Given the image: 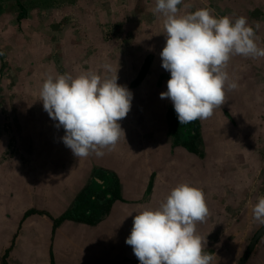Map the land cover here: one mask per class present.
<instances>
[{"label": "rangeland", "instance_id": "obj_1", "mask_svg": "<svg viewBox=\"0 0 264 264\" xmlns=\"http://www.w3.org/2000/svg\"><path fill=\"white\" fill-rule=\"evenodd\" d=\"M154 7L155 0H0V264L3 257L6 264H139L126 244L132 215L142 207L158 208L178 184L203 174L197 156L171 145L168 135L165 109L173 104L160 98L170 79L160 56L166 34L164 17L154 14ZM177 7L178 15L208 7L218 17L244 16L264 48V0H182ZM148 56L144 75L132 85ZM104 64L118 70L117 83L132 93L130 111L118 121L125 138L115 150L104 149L103 157L77 158L63 143V127L44 111L40 90L48 74L114 75ZM227 71L237 88L225 89L217 136L206 129L218 115L200 120V137L214 145L201 157L206 165L222 156L237 161L238 170L243 164L246 182L250 179L254 190L258 184L255 191L264 196V57L233 55ZM227 165L229 175L241 174ZM97 168L123 176L122 201L111 203L93 225L58 221ZM64 171L68 182L49 183ZM66 184L71 188L60 191ZM254 190L245 188L243 194ZM30 209L34 212L25 215ZM247 226L205 247L214 257L211 264H239L261 225L250 231ZM260 259L264 235L245 264Z\"/></svg>", "mask_w": 264, "mask_h": 264}, {"label": "clouds", "instance_id": "obj_2", "mask_svg": "<svg viewBox=\"0 0 264 264\" xmlns=\"http://www.w3.org/2000/svg\"><path fill=\"white\" fill-rule=\"evenodd\" d=\"M182 0H155L154 14L164 17L166 44L160 53L162 67L170 72L167 91L160 98L171 100L179 124L210 118L225 103V89L237 84L227 71L233 55L264 57V48L244 16L233 20L218 17L208 7L178 15ZM3 53H0L2 55ZM114 75L102 77L95 71L48 74L40 90L43 109L56 127H63V143L77 158L115 150L125 132L118 121L130 111L132 93L117 83ZM101 182V181H98ZM254 219L264 226V196L252 209ZM209 213L205 197L197 187L178 184L158 208H142L133 218L126 244L140 264H211L214 257L204 251L206 238L197 233Z\"/></svg>", "mask_w": 264, "mask_h": 264}, {"label": "crops", "instance_id": "obj_3", "mask_svg": "<svg viewBox=\"0 0 264 264\" xmlns=\"http://www.w3.org/2000/svg\"><path fill=\"white\" fill-rule=\"evenodd\" d=\"M236 162L237 161H226V164H223V161H212L211 165L210 163L208 165L205 164L203 168V174L201 176H198V178L193 176V178L190 179V185L202 190L206 205L209 209L206 220L203 223H197L196 225L197 233L200 236L206 238V246H212L213 241L215 240V242L218 244L219 241L227 237V233L230 230H233L232 235H236L237 230L239 231L240 229H244L245 222L248 224V231L256 228V225H258V221H256L253 217L252 209L257 203V198L261 195H259L256 191L251 196L243 194L245 188L252 189L253 183L250 179H248L246 182L243 172L244 165H240L242 170H238L239 166ZM226 165L233 172L242 171L241 174L229 175V171L225 167ZM215 172L217 174L216 176L214 175ZM68 181L67 173L64 171L59 173L53 179L50 178L49 183L55 182L61 184ZM256 186L259 185L256 184ZM70 188H67L66 184L60 188V191L69 190ZM36 191L41 192L38 189H36ZM123 192H125L124 189ZM141 210L142 209H140V211ZM42 211L44 212L45 210L43 209ZM131 211L130 213L132 214ZM135 215L136 214H133L131 218L132 226ZM249 220H253V224H255V226H250V222H248ZM247 230L245 231L248 232ZM257 264H264V260L262 261L260 259Z\"/></svg>", "mask_w": 264, "mask_h": 264}, {"label": "trees", "instance_id": "obj_4", "mask_svg": "<svg viewBox=\"0 0 264 264\" xmlns=\"http://www.w3.org/2000/svg\"><path fill=\"white\" fill-rule=\"evenodd\" d=\"M17 2H19V0H17ZM150 59V56L147 57V59L145 60L144 64L142 65L139 74L137 75V77L135 78V80H133V82L131 83L132 85H136L138 84V82L141 80L142 76L144 75L145 71H146V64L148 63ZM167 123L169 125V127L171 128V133L172 135L175 137V139H180L181 144L185 146V143L190 142L191 138L193 137V134L196 132V126L191 122V123H187V124H179L178 119H177V115L175 113V110L172 107H168L167 108V112H166V116H165ZM195 131V132H194ZM186 147V146H185ZM97 173H99V171H101L100 173L102 175H107L106 171L105 173L103 172V170H99L98 168L96 169ZM100 178H102L99 175ZM110 178V182H109V186H105L104 188H102L98 182V178L96 177L95 179H91L90 181V186L83 188L79 194L77 195V197L74 200L73 206L68 210V212H65L58 221L63 220V219H72L74 221H84L85 223H89L87 222V220L85 219V215H91L93 216L95 214L96 211H94L92 209H88L84 211V209H82V207H84V205L89 203V195L92 193V191H98L100 193L101 198H103L104 202L106 201L105 205V213L108 209V206L110 205V203L113 201H122V197H120V187H119V182L116 179L115 176ZM110 187V188H109ZM91 190V191H90ZM148 192V191H147ZM103 196V197H102ZM102 200V201H103ZM32 212H34V210L30 209L26 212L25 215L31 214ZM80 212V216L82 217H78L75 216L76 214H78ZM58 221H54L53 222V226L55 227L59 222ZM94 222H90L89 224H92ZM4 256H6V252L4 254ZM3 257L1 260V264H6L4 261Z\"/></svg>", "mask_w": 264, "mask_h": 264}, {"label": "flooded vegetation", "instance_id": "obj_5", "mask_svg": "<svg viewBox=\"0 0 264 264\" xmlns=\"http://www.w3.org/2000/svg\"><path fill=\"white\" fill-rule=\"evenodd\" d=\"M162 78H163V76H162ZM227 102H226V100H225V103L224 104H226ZM169 107H172L173 109H174V107L173 106H169ZM220 111H222V106H221V108H217V109H215V114L216 115H218L219 116V119H218V121H216L213 125L212 124H208L209 122H205V124H208V126H207V129H206V134H208V135H211V134H209V132L210 133H212V136H217L218 134H219V132H220V127H221V121L223 120V118H222V115H221V113H220ZM166 112H167V108L165 109V116H166ZM217 117V116H216ZM210 118H212V117H210ZM165 121H166V125H167V129H168V135L169 136H171V138H172V142H171V145H178L180 148H182L186 153H188V154H191L192 156H197V159H198V162L196 161V163H198L200 166H203V165H205L206 164V162H205V158H202L201 157V152H204V154L205 153H208V152H211V143H210V145L207 143V141L205 142V141H203V139L200 137V134H201V132H200V129H201V126H200V120H196V121H193L192 123L196 126V132L193 134V137L191 138V141L190 142H187V143H185V146H184V144L182 145L181 144V140L179 139H175V137L172 135V133H171V128L169 127V125H168V123H167V120H166V118H165ZM0 131H2V129L0 128ZM214 147V145L212 146V148ZM210 150V151H209ZM215 150L213 149L212 150V152H214ZM219 154H220V152L218 151V153H217V157L219 156ZM223 157V156H222ZM222 157H220V158H216V159H211V161H210V165H211V162L212 161H223V162H225L226 163V159L225 158H222ZM192 160V159H191ZM192 161H195V160H192ZM209 165V166H210ZM209 166H208V168H209ZM262 170H263V173H264V165H263V167H262ZM105 171L106 170H103V172L105 173ZM101 171H99V173H97V170L96 169H94L93 170V173H92V176L90 177L91 179H95L96 177L98 178V181H101V182H99V184H100V186L102 187V188H104L106 185L107 186H109V182H110V178H109V176H111V177H113V176H115L116 177V179L118 180V182H119V187H120V197H122V190H121V188H122V185H123V183H122V180H120V178H122L121 176H120V178H119V176L117 175V174H114L113 172H109V171H106V173H107V175L105 176V175H102L101 173H100ZM99 175L102 177V178H100L99 177ZM214 175L216 176L217 174H216V172L214 173ZM152 177H153V174L151 175V177H150V181L148 182V184H147V190L146 191H148L149 189H150V185H151V180H152ZM90 179V180H91ZM90 186V182L88 183V187ZM258 187L259 186H256V189H258ZM110 188V187H109ZM255 189V190H256ZM251 190H254L253 188L251 189ZM254 190V191H255ZM91 191V190H90ZM263 193H264V185H263ZM89 197V203L88 204H86V205H84V207H82V209H84V211L85 210H87V208L88 209H92L93 210V213H94V211H96L95 212V214L93 215V216H91V215H85V219L87 220V222H94V223H92V224H90V225H93V224H96L99 220H100V218L104 215V214H106L107 213V211H108V209H109V207H110V205H111V203H113V201L110 203V205L108 206V209H107V211H106V213H105V206H103V205H105V203H106V201L104 202V200H103V198H101V196H100V193L98 192V191H92V193L88 196ZM103 197V196H102ZM103 200V201H102ZM114 202H116V201H114ZM75 216H78V217H81L80 216V212L78 213V214H76ZM82 218V217H81ZM69 219V218H68ZM80 222H83V223H85L84 221H80ZM89 223H85V224H89Z\"/></svg>", "mask_w": 264, "mask_h": 264}, {"label": "water", "instance_id": "obj_6", "mask_svg": "<svg viewBox=\"0 0 264 264\" xmlns=\"http://www.w3.org/2000/svg\"><path fill=\"white\" fill-rule=\"evenodd\" d=\"M91 181V180H90ZM52 200V199H50ZM74 203V202H73ZM72 203V206H73ZM43 210V209H42ZM41 211V210H39ZM264 235V226H260L257 231L255 232V234L253 235V237L251 238L247 248L245 249L242 258L239 261V264H245L246 260L249 258L250 254L252 253L257 241L259 240V238H261Z\"/></svg>", "mask_w": 264, "mask_h": 264}]
</instances>
